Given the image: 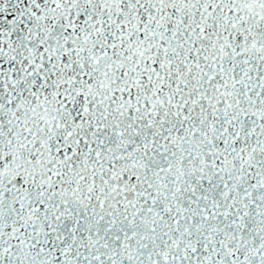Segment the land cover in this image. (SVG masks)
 <instances>
[{
  "label": "snow or ice",
  "instance_id": "snow-or-ice-1",
  "mask_svg": "<svg viewBox=\"0 0 264 264\" xmlns=\"http://www.w3.org/2000/svg\"><path fill=\"white\" fill-rule=\"evenodd\" d=\"M0 264H264V0H0Z\"/></svg>",
  "mask_w": 264,
  "mask_h": 264
}]
</instances>
